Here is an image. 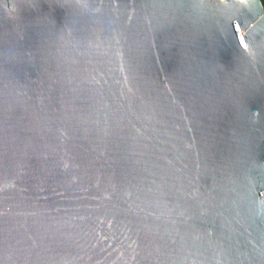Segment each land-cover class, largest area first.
I'll use <instances>...</instances> for the list:
<instances>
[{
    "label": "water",
    "instance_id": "1",
    "mask_svg": "<svg viewBox=\"0 0 264 264\" xmlns=\"http://www.w3.org/2000/svg\"><path fill=\"white\" fill-rule=\"evenodd\" d=\"M0 264H264L261 0H0Z\"/></svg>",
    "mask_w": 264,
    "mask_h": 264
},
{
    "label": "trees",
    "instance_id": "2",
    "mask_svg": "<svg viewBox=\"0 0 264 264\" xmlns=\"http://www.w3.org/2000/svg\"><path fill=\"white\" fill-rule=\"evenodd\" d=\"M261 1H262L263 6H264V0H261Z\"/></svg>",
    "mask_w": 264,
    "mask_h": 264
},
{
    "label": "bare ground",
    "instance_id": "3",
    "mask_svg": "<svg viewBox=\"0 0 264 264\" xmlns=\"http://www.w3.org/2000/svg\"><path fill=\"white\" fill-rule=\"evenodd\" d=\"M219 1H224V0H219Z\"/></svg>",
    "mask_w": 264,
    "mask_h": 264
}]
</instances>
